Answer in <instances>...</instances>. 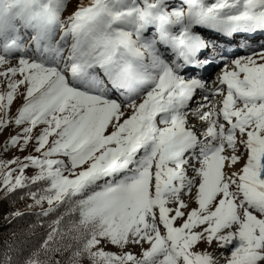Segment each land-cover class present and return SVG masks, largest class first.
Here are the masks:
<instances>
[{
    "label": "snow or ice",
    "instance_id": "snow-or-ice-1",
    "mask_svg": "<svg viewBox=\"0 0 264 264\" xmlns=\"http://www.w3.org/2000/svg\"><path fill=\"white\" fill-rule=\"evenodd\" d=\"M68 5L0 0V134L19 129L0 154L28 153L0 159V192L38 219L69 206L0 264H219L213 244L224 264H264V46L211 80L197 31L264 32V0Z\"/></svg>",
    "mask_w": 264,
    "mask_h": 264
},
{
    "label": "trees",
    "instance_id": "trees-1",
    "mask_svg": "<svg viewBox=\"0 0 264 264\" xmlns=\"http://www.w3.org/2000/svg\"><path fill=\"white\" fill-rule=\"evenodd\" d=\"M31 203L29 200L19 199V193L11 195L8 199L1 197L0 207V259H3L5 242L12 244L14 258L18 257L21 250L26 254L28 250L37 247L41 238L48 231V226L51 221L55 220L67 209L68 205H62L56 212L48 217L37 218L34 214L40 209H32L27 207ZM44 207H46L44 205ZM19 211L22 216L15 217L12 212ZM70 217L65 216L62 222V227L67 225Z\"/></svg>",
    "mask_w": 264,
    "mask_h": 264
},
{
    "label": "rangeland",
    "instance_id": "rangeland-1",
    "mask_svg": "<svg viewBox=\"0 0 264 264\" xmlns=\"http://www.w3.org/2000/svg\"><path fill=\"white\" fill-rule=\"evenodd\" d=\"M76 2H77V0H69V5L67 6V10L65 12V15L69 14L71 11L74 10V5L76 4ZM85 2H86V0H85ZM171 2L179 3L180 0H171ZM197 31L205 39L210 41L211 44L215 45V43H216L218 46L225 47L227 50V52H226L227 55H229V56L233 55L234 56V57H230V58H224L223 62L218 61L216 66H211L210 68H208V69H210L209 76L206 74L207 70L200 72V75L208 77L211 80H215L216 76L219 74V72L223 68L224 62H230L231 59L235 58L236 54H243V52L241 51V48H240L241 45L245 44L246 42H250L251 46L254 48L258 47L257 49L264 46V32L256 33L254 36H247V37L244 34H237V35H234L232 37H228V36H225V35H222V34L214 32V31L207 30V29H197ZM247 38H249V39L252 38V39H251V41H249ZM217 39H219V40H217ZM225 42H228V44L224 45ZM209 50L212 53V56L216 57V55H215V53L211 47L209 48ZM221 54H223V53H221ZM204 55H208V54L204 53ZM15 63H16V61L13 60V61H11V64L8 66L14 65ZM217 67H220L219 70L214 72V70ZM0 91H4L3 85H0ZM22 102H23L22 97L18 94L14 100V103L11 106V109L9 112L10 117L15 115L17 108L22 104ZM197 123L199 124V122H197ZM40 127H42V126H37V129H34V134H35V132H37L39 130ZM201 130H203V129H201ZM16 131H19V129L18 128H9V129H6L2 134H0V147H2V145H3L4 141L6 140V138L8 137V135L10 133L14 134ZM241 151H243V149H241ZM28 152H31V148L28 149ZM26 154H28V153H19V152H17L16 149H11L7 154H0V159H9L13 155H18V156L22 157L23 155H26ZM33 154H35V153H33ZM13 167H15V165H13ZM237 168H239V165H237ZM31 174L32 173L30 172L29 175H31ZM3 195H4V193L0 192V207H1V197ZM185 199L188 200L187 197H185ZM188 203H189V209L196 207L194 199L188 201ZM45 206L47 207L46 204H45ZM177 223H179V221ZM145 247H147V245H145ZM200 247L203 248L204 245H201ZM106 250H111L113 252L118 251L114 246H109V248ZM133 251H134V253H140L142 251V249L135 248V249H133ZM208 251H210L215 257H217L219 259V264H224V258L221 255V253H223L224 255H227L228 254L227 249L217 248L216 245L213 244L208 249Z\"/></svg>",
    "mask_w": 264,
    "mask_h": 264
},
{
    "label": "bare ground",
    "instance_id": "bare-ground-1",
    "mask_svg": "<svg viewBox=\"0 0 264 264\" xmlns=\"http://www.w3.org/2000/svg\"><path fill=\"white\" fill-rule=\"evenodd\" d=\"M252 36H254V35H252ZM246 37H247V36H246ZM247 39H248L249 41H251L252 38H251V39L247 38ZM217 40H219V39H217ZM225 44L227 45L228 42H225L224 45H225ZM192 202H193V201H192ZM191 205H192V204H191Z\"/></svg>",
    "mask_w": 264,
    "mask_h": 264
}]
</instances>
